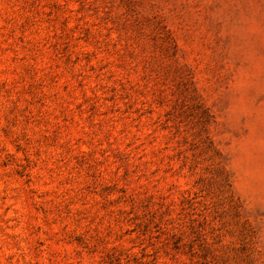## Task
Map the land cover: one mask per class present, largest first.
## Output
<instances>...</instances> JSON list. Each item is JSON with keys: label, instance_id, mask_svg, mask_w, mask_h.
<instances>
[{"label": "rangeland", "instance_id": "rangeland-1", "mask_svg": "<svg viewBox=\"0 0 264 264\" xmlns=\"http://www.w3.org/2000/svg\"><path fill=\"white\" fill-rule=\"evenodd\" d=\"M0 264H264V0H0Z\"/></svg>", "mask_w": 264, "mask_h": 264}]
</instances>
